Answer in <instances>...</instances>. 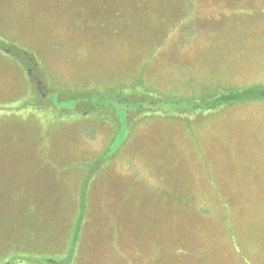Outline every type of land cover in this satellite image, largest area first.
Here are the masks:
<instances>
[{
  "label": "rangeland",
  "instance_id": "1",
  "mask_svg": "<svg viewBox=\"0 0 264 264\" xmlns=\"http://www.w3.org/2000/svg\"><path fill=\"white\" fill-rule=\"evenodd\" d=\"M258 85L264 0H0V264H264Z\"/></svg>",
  "mask_w": 264,
  "mask_h": 264
},
{
  "label": "trees",
  "instance_id": "2",
  "mask_svg": "<svg viewBox=\"0 0 264 264\" xmlns=\"http://www.w3.org/2000/svg\"><path fill=\"white\" fill-rule=\"evenodd\" d=\"M97 102V101H96ZM250 102H263L264 103V85H258V86H248L243 88H235L230 89L224 94H219L211 97L210 99L203 100L202 102H199L201 104L197 106H193L194 111H205L207 112L210 109H213V107H220V106H228V105H242ZM193 105V104H191ZM187 107V109L191 110L192 106ZM117 107V110L119 113L125 118L126 114L129 112L130 109L134 108L135 106L131 104L130 102L126 103H118L115 105ZM125 128H123L124 130ZM87 197H84V202L87 203ZM80 218V216H79ZM80 223V224H79ZM82 223V220H79L77 222L78 228L75 229L74 236L72 238L70 249L68 250L69 258L66 259L69 263L73 264V261L75 260L76 254H77V248H78V240H79V233H80V225ZM14 258L13 260H11ZM22 260L24 262H28L29 264H60L59 261H51L48 259V257L39 258L36 260L35 258H32L31 256H28L25 254V256H12L6 261V264H14L17 261ZM38 261V262H36ZM62 264V263H61Z\"/></svg>",
  "mask_w": 264,
  "mask_h": 264
}]
</instances>
